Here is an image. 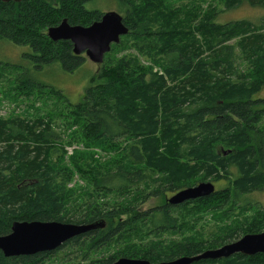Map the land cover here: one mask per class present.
<instances>
[{
  "label": "trees",
  "instance_id": "obj_1",
  "mask_svg": "<svg viewBox=\"0 0 264 264\" xmlns=\"http://www.w3.org/2000/svg\"><path fill=\"white\" fill-rule=\"evenodd\" d=\"M108 1L32 0L3 3L0 0V70L9 69L17 73L14 81L16 89L25 94H31L35 89H48L55 99L65 98L67 101L61 91L43 83L42 71L58 66L64 72L73 74L85 65L87 57L75 55L69 41L52 42L47 32L63 19H67L71 25L91 26L102 18L104 13L101 8ZM113 1L117 3L118 13L125 16L128 35L145 38L146 42L158 41V31L152 25L146 22L133 25L134 6L142 0ZM243 6L251 11H260L261 15L255 21L240 18L221 23L217 20L218 13H214L208 25L204 26L207 54L203 55L199 47H193L192 53L183 43H171V46L164 47L161 58L166 64L163 72L168 78L185 80L196 64L203 62L196 73L198 77H195L199 82L195 84L198 88L196 100H188L187 104L190 105L180 98H174L173 94L169 95L164 75L145 67L137 58H123L118 63L103 64L99 72L91 77L82 100L77 104L68 102L71 126L77 129L74 135L79 138V143L98 146L111 155L121 151L118 141L124 143L129 137L142 138L130 147L123 164L115 165L118 162V156H115L111 160L112 165L105 167L106 170L89 163V158L83 152L78 158H73L74 169L90 178L93 191L124 195L148 181L144 169H128V159L135 165H146L148 157L144 159V149L147 139L157 142L156 138L160 136L162 147L167 149L164 157H167L169 164L174 159L191 160V156L199 164L204 162L207 166L224 162L226 169L216 179L221 180L222 175L226 174L228 178L224 180L230 184L231 179L240 181L242 178L239 168L234 170L232 166H237L235 157L245 154L246 162L256 178L264 180V129H257L264 116V98L258 97L264 87V0H226L224 12L231 13ZM235 41L236 45L233 44ZM113 46L115 48L117 45ZM7 48L21 49L18 60L2 56ZM239 59L248 64L246 71L238 66ZM175 79L172 81L176 82ZM149 106H161L162 114L159 116L149 112ZM233 129L243 130L241 145L237 147L242 151L235 152L232 150L237 149L233 148L223 152V155L219 150L220 145H225L226 149L230 145L219 142L228 130ZM59 141L58 134L44 121L31 122L20 117L0 119V237L9 235L15 222L90 225L101 220L110 223L117 219L121 224L114 227L111 223L110 228L97 229L73 238L51 253L6 258L0 251V264H47L50 258L69 247L75 249L77 260L89 262L90 254H96L102 247H109L115 239L126 235L123 222H120L123 214L117 212L120 204L109 209L106 205L80 203L76 191L68 189L67 180H71L72 171L53 159L61 151L57 147ZM166 181L162 185H166L164 192L173 195L186 189L177 185L173 187ZM197 182L205 183L206 178H200ZM234 192L235 201L241 208L254 206L251 195ZM219 195L221 193L217 191L209 198L184 205L209 201ZM172 207L176 206L167 202L135 217L134 222L138 218L143 220L154 238L164 233L177 234V224L169 215ZM257 220L260 221L245 222L235 229L236 234H227L217 241L183 239L170 244L157 242L138 249L128 247L125 253L107 260H91L89 264H113L119 258L143 259L156 264L194 257L222 247L228 241L235 242L246 234L264 230V219ZM193 264H264V256L235 255L226 260H201Z\"/></svg>",
  "mask_w": 264,
  "mask_h": 264
},
{
  "label": "rangeland",
  "instance_id": "obj_2",
  "mask_svg": "<svg viewBox=\"0 0 264 264\" xmlns=\"http://www.w3.org/2000/svg\"><path fill=\"white\" fill-rule=\"evenodd\" d=\"M108 2L101 8L103 9V13L118 12L117 3L113 0H109ZM225 2L226 0H142L141 3H136L134 6L136 11L133 25H136L138 22H146L152 25L153 29L158 31V41L146 42L145 38L142 39L130 34L121 38V42L115 48L112 46L111 52L106 55L109 59L105 57L103 64L108 62L118 63L123 58H137L145 67L152 69L155 73L164 75L168 83L166 91L169 95L173 94L174 98H180L186 104L188 100L195 101V94L198 93V88L195 87V84L199 83L195 77H198L196 73L199 72L200 65H203V62H198L193 72L191 71L185 80L177 81L175 78L166 77V73L163 72L166 64L162 62L161 54L164 47L166 45L171 46V43H183L189 47V51L192 53H194L193 47H199L204 52L203 55L207 54L206 43L204 41L207 40V36L203 37L204 26L208 25L214 13H218L217 20L221 23H227L240 18L255 21L261 15L260 11H251L245 6L231 13L224 12ZM100 5L101 2L98 4V7ZM233 44L236 45V41ZM143 48H147V50ZM20 50L17 48H7V51L2 56L15 61L18 60L21 54ZM237 51L239 52V50ZM103 64L95 65L87 59L85 65L73 74L64 72L58 66L42 71L41 80L43 83L61 91L68 99L67 101L65 98L60 100L55 99L48 89H35L33 93L25 94L16 89L14 81L16 80L17 73L9 69L0 70L2 74L0 76V119L20 117L31 122L44 121L46 122V126L51 125L60 139L59 146L57 147L61 148V151L53 159L56 162L59 161L66 169L72 171V177L71 180H67V186L68 189L76 191L75 194L79 202L88 203V205L92 204L93 206L100 204L101 207L106 205L109 209L115 204H120L117 212L123 214L120 222H123L126 235L115 239L114 244L111 246L102 247L96 254H90V261L98 259L107 260L112 256L125 253L126 250L128 251V247L138 249L140 246L152 245L157 242L170 244L182 241L183 239L217 241L227 234H236L237 231L235 229L245 222L257 223V221H260L257 219H264V180L256 178L251 166L246 162L247 155L235 157L234 160L237 166L234 164L232 169L236 170L239 168L242 178L240 181H235L233 178L229 184L224 180L228 178L226 174L222 175L221 180L216 179L217 175L224 172L225 165H227L224 162L207 166L204 162L199 164L191 156L189 157L191 160L174 159L171 164L167 163V157H164L166 155L165 150L167 151V149L162 147L161 136L156 138L157 142H151V140L147 139L146 149H144V159L148 157L146 165L138 166L128 159V169H144L148 181H144L138 187L128 190L124 195L99 194L93 191L90 178L84 173L80 174L76 172L74 169L73 158H78L83 152L85 157L89 158V163L91 162L94 166L103 167V170H106L105 167L111 164V160L115 156H118V162L115 165L123 164V159L127 157L130 147L142 140V138L138 137H129L123 141L124 143L118 141L121 151H116V153L110 155L99 149L98 146H87L84 142L79 143V138L74 135L77 129L71 126L72 117L68 102L77 104L82 100L86 89L90 85L91 77L99 72ZM238 66L244 71L249 67L246 61L242 62V59L238 60ZM172 79H175L176 82H173ZM258 97L264 98V87ZM149 108V112L158 114L159 116L163 112L161 106H149ZM257 129H264V116L258 124ZM242 134V129L239 131L235 129L228 130L222 136L223 138L219 144L225 143L230 146L226 149L225 145H220V153L223 154V152L230 151L233 148L237 149L238 145H241ZM232 151L242 150L237 149ZM200 178H206L205 183H213L221 195L205 202H194L186 206L172 207L169 215L175 224H177L175 231L177 234L164 233L159 238H154L151 235V231L149 233L147 225L143 224V220L138 218L137 222H134L135 217L141 216V214L154 210L159 206H164L168 202V199L175 195L163 191L166 185L164 187L162 185H164L166 179H170V181L167 180L166 182L172 184L173 187L177 185L187 189L194 187V184H200L197 182ZM227 184L228 187L226 186ZM234 191H241V194L247 196L251 195L250 199L254 203V206L241 208L240 204L235 201ZM111 223L114 227L121 224L116 219L113 222L106 223V229L110 228ZM233 238L236 240V237ZM232 242L228 241L226 244ZM216 243H219V241ZM75 256V249L69 247L50 258L47 264L90 263V261L82 262L81 260H77Z\"/></svg>",
  "mask_w": 264,
  "mask_h": 264
},
{
  "label": "water",
  "instance_id": "obj_3",
  "mask_svg": "<svg viewBox=\"0 0 264 264\" xmlns=\"http://www.w3.org/2000/svg\"><path fill=\"white\" fill-rule=\"evenodd\" d=\"M32 0H1L3 3H22ZM129 28L118 12L111 11L99 22L89 27L71 26L64 20L59 26L48 30V38L54 42L69 41L73 45V53L84 54L95 65H102L105 56L113 45L127 36ZM217 193L213 183H200L194 187L179 191L168 199L172 206H181L188 202L209 198ZM106 228L101 220L90 225H75L59 222H15L11 233L0 237V251L6 258H20L51 253L62 247L69 240L88 232ZM235 255L252 257L264 255V232L246 235L243 238L226 244L218 249L207 250L194 257H181L171 262L156 264H193L201 260H226ZM113 264H153L147 260L119 258Z\"/></svg>",
  "mask_w": 264,
  "mask_h": 264
},
{
  "label": "flooded vegetation",
  "instance_id": "obj_4",
  "mask_svg": "<svg viewBox=\"0 0 264 264\" xmlns=\"http://www.w3.org/2000/svg\"><path fill=\"white\" fill-rule=\"evenodd\" d=\"M12 3H13V2H12ZM104 14H106V13H104ZM120 15H121V14H120ZM103 16H104V15H103ZM103 16H102V17H103ZM101 19H102V18H101ZM101 19H100V20H101ZM64 20H67V19H63V20L60 22V24H61ZM100 20L95 21L94 23L99 22ZM67 21H68V20H67ZM68 23H69V22H68ZM94 23H93V24H94ZM60 24H59V25H60ZM69 24H70V23H69ZM59 25H57V26H59ZM70 25H71V24H70ZM71 26H75V25H71ZM55 27H56V26H55ZM83 55H84V54H83ZM85 57H86V56H85ZM215 187H216V186H215ZM216 190H217V189H216ZM262 232H264V230H261L260 232H258V233H253V234H260V233H262ZM246 235H252V234H246ZM246 235H244V236H246ZM244 236H243V237H244ZM243 237H242V238H243ZM240 239H241V238H240ZM217 249H218V248H217ZM263 256H264V255H263ZM219 261H220V260H219Z\"/></svg>",
  "mask_w": 264,
  "mask_h": 264
}]
</instances>
